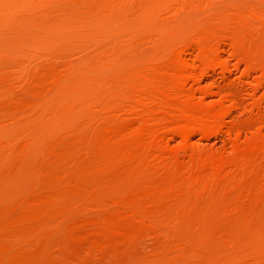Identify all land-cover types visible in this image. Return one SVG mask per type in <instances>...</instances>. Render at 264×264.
<instances>
[{"label": "rangeland", "instance_id": "374dc122", "mask_svg": "<svg viewBox=\"0 0 264 264\" xmlns=\"http://www.w3.org/2000/svg\"><path fill=\"white\" fill-rule=\"evenodd\" d=\"M0 264H264V0H0Z\"/></svg>", "mask_w": 264, "mask_h": 264}]
</instances>
